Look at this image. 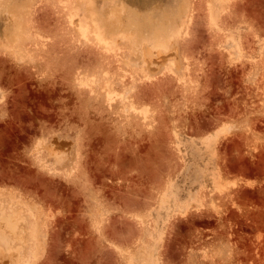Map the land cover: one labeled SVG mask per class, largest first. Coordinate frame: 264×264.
Returning <instances> with one entry per match:
<instances>
[{"label": "rangeland", "instance_id": "rangeland-1", "mask_svg": "<svg viewBox=\"0 0 264 264\" xmlns=\"http://www.w3.org/2000/svg\"><path fill=\"white\" fill-rule=\"evenodd\" d=\"M0 249L264 264V0H0Z\"/></svg>", "mask_w": 264, "mask_h": 264}, {"label": "bare ground", "instance_id": "bare-ground-1", "mask_svg": "<svg viewBox=\"0 0 264 264\" xmlns=\"http://www.w3.org/2000/svg\"><path fill=\"white\" fill-rule=\"evenodd\" d=\"M14 246V245H13ZM19 251H20V249H19ZM4 251L2 250V249H0V253H3ZM8 252V251H7ZM22 253V252H21ZM24 253V252H23ZM9 254V253H8ZM20 255V254H19ZM22 255V254H21ZM24 255V254H23ZM5 256V255H4ZM14 256V255H13ZM21 257V256H20ZM19 257V258H20ZM15 258V259H14ZM14 258H12L13 260H16L17 258L14 256ZM10 261H12L11 259H10ZM9 262V261H8ZM15 263V262H14ZM18 263V262H17ZM1 264V263H0Z\"/></svg>", "mask_w": 264, "mask_h": 264}]
</instances>
